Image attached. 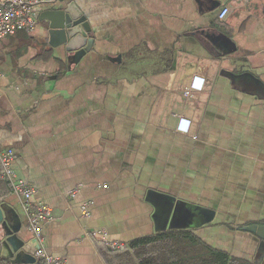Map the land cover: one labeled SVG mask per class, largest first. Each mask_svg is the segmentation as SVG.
<instances>
[{
  "label": "crops",
  "instance_id": "1",
  "mask_svg": "<svg viewBox=\"0 0 264 264\" xmlns=\"http://www.w3.org/2000/svg\"><path fill=\"white\" fill-rule=\"evenodd\" d=\"M73 1L94 35L79 62L41 20L58 3L38 9L33 32L0 39V151L15 152L17 178L52 210L46 253L134 264L133 241L184 230L257 264L244 228L264 225V0ZM0 205L32 249L1 163ZM193 207L213 219L197 222ZM1 242L0 259L15 264Z\"/></svg>",
  "mask_w": 264,
  "mask_h": 264
},
{
  "label": "water",
  "instance_id": "2",
  "mask_svg": "<svg viewBox=\"0 0 264 264\" xmlns=\"http://www.w3.org/2000/svg\"><path fill=\"white\" fill-rule=\"evenodd\" d=\"M41 20L49 22L48 33L50 37V44L53 47L64 46L65 51L71 54L68 58L69 63L72 61L79 62L86 54H88L94 45V35L92 33L91 24L88 18L78 6L76 1L61 0L55 8L46 11L41 17ZM248 78L254 83H259L251 75ZM165 200H171L170 210L174 207L181 209L183 204L174 201V198L163 195ZM174 203V204H173ZM173 206V207H172ZM191 218H196L197 222H209L214 217V211L210 209H200L193 207L189 209ZM13 220L10 212L4 205H0V230L3 232L5 241H0L4 249H8L11 257L16 255L17 261L15 264H34L36 262L35 256L37 251L41 248L38 240H34L33 248L24 245V242L18 238L19 230L12 224ZM245 231L250 232L256 236L258 240L257 259L264 260V225H253L244 228ZM25 257V259H24ZM22 258L23 261H19ZM258 264L259 261H256Z\"/></svg>",
  "mask_w": 264,
  "mask_h": 264
},
{
  "label": "built area",
  "instance_id": "3",
  "mask_svg": "<svg viewBox=\"0 0 264 264\" xmlns=\"http://www.w3.org/2000/svg\"><path fill=\"white\" fill-rule=\"evenodd\" d=\"M61 0H0V39L15 37L20 33L33 32L38 24V9L43 5H52ZM70 2L72 0H64ZM230 8L225 7L219 14L224 20L230 13ZM16 154L13 150L0 151L1 175L8 181L12 192L22 200L23 209L27 215L29 229L36 236L41 248L36 257L41 264H66L60 258L50 256L42 247L44 239L42 230L45 223L52 219V210L44 204L33 202L34 191L26 183L17 178L14 171ZM88 215V213H85ZM112 249H119L121 245L108 244Z\"/></svg>",
  "mask_w": 264,
  "mask_h": 264
},
{
  "label": "trees",
  "instance_id": "4",
  "mask_svg": "<svg viewBox=\"0 0 264 264\" xmlns=\"http://www.w3.org/2000/svg\"><path fill=\"white\" fill-rule=\"evenodd\" d=\"M134 264H249L215 250L189 231L170 230L133 241ZM0 259V264L3 263Z\"/></svg>",
  "mask_w": 264,
  "mask_h": 264
},
{
  "label": "flooded vegetation",
  "instance_id": "5",
  "mask_svg": "<svg viewBox=\"0 0 264 264\" xmlns=\"http://www.w3.org/2000/svg\"><path fill=\"white\" fill-rule=\"evenodd\" d=\"M256 261H259L257 258H256ZM261 264H264V260L262 261V263Z\"/></svg>",
  "mask_w": 264,
  "mask_h": 264
},
{
  "label": "rangeland",
  "instance_id": "6",
  "mask_svg": "<svg viewBox=\"0 0 264 264\" xmlns=\"http://www.w3.org/2000/svg\"><path fill=\"white\" fill-rule=\"evenodd\" d=\"M131 264V263H130Z\"/></svg>",
  "mask_w": 264,
  "mask_h": 264
}]
</instances>
